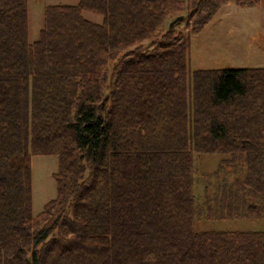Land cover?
<instances>
[{"label": "trees", "instance_id": "16d2710c", "mask_svg": "<svg viewBox=\"0 0 264 264\" xmlns=\"http://www.w3.org/2000/svg\"><path fill=\"white\" fill-rule=\"evenodd\" d=\"M259 1L47 5L30 43L27 0H0V264H264V231L195 229L264 217V67L190 71L169 26ZM196 154L238 160L213 199L197 200ZM32 155L58 159L36 215Z\"/></svg>", "mask_w": 264, "mask_h": 264}, {"label": "rangeland", "instance_id": "374dc122", "mask_svg": "<svg viewBox=\"0 0 264 264\" xmlns=\"http://www.w3.org/2000/svg\"><path fill=\"white\" fill-rule=\"evenodd\" d=\"M74 3L75 0H27L28 41L32 43L38 39L43 25L45 6ZM187 11L183 10L182 14L185 18L176 23L173 28L176 32L187 36L190 71L264 67V0L252 6H238L231 2L223 4L212 19L196 33L191 32L193 19L189 17ZM83 14L88 20L101 22L102 18L99 15L89 12ZM230 157L222 154L195 155L194 176L198 181L196 183L197 200L203 201L205 185L208 188L209 199L215 196L218 185L226 177L223 171L218 177L213 175L222 161L225 163V171L230 172L229 181H233L231 172L237 164L232 165L231 163L237 161L229 162ZM57 166L58 159L55 155H32L30 157L33 215L41 212L43 206L56 196L53 174ZM210 203L214 205L212 200ZM195 229L197 231H264V217L200 219L196 220Z\"/></svg>", "mask_w": 264, "mask_h": 264}, {"label": "bare ground", "instance_id": "6f19581e", "mask_svg": "<svg viewBox=\"0 0 264 264\" xmlns=\"http://www.w3.org/2000/svg\"><path fill=\"white\" fill-rule=\"evenodd\" d=\"M20 60V59H19ZM4 61H6V60H4ZM31 68V67H30ZM21 74V73H20ZM19 74V75H20ZM23 74V73H22ZM19 75H18V77H19ZM25 76V75H24ZM18 79V78H17ZM20 79V78H19ZM9 111V110H8ZM191 129V128H190ZM25 136V135H24ZM28 136V135H27ZM197 155V154H196ZM238 161V160H237ZM102 165V164H101ZM96 167V166H95ZM130 169H132L131 167H130ZM126 172V171H125ZM198 178V177H197ZM205 184V183H204ZM98 198H100V196L98 197ZM98 201V200H97ZM196 202H197V200H196ZM98 205V204H97ZM103 205V204H102ZM93 208V207H92ZM157 210V209H156ZM159 212V211H158ZM161 214V213H160ZM172 215V214H171ZM90 216V215H89ZM93 216V215H92ZM97 216V215H96ZM92 218V217H91ZM173 218V217H172ZM160 221V220H159ZM95 222V221H94ZM144 222V221H143ZM91 223V222H90ZM95 224V223H94ZM164 224V223H163ZM90 225V224H89ZM98 225V224H97ZM167 225V224H166ZM142 226V225H141ZM164 227V226H163ZM93 228V227H92ZM166 229V228H165ZM142 230V229H141ZM214 231V230H213ZM149 234V233H148ZM141 235V234H140ZM145 235V234H144ZM143 236V235H142ZM143 241V240H142ZM153 241V240H152ZM132 242V241H131ZM189 242V241H188ZM214 243V242H213ZM132 244V243H131ZM212 246V245H211ZM210 246V247H211ZM129 247V246H128ZM144 247V246H143ZM145 247H147V246H145ZM131 248V247H130ZM187 250V249H186ZM181 251V250H180ZM206 251V250H205ZM203 253V252H202ZM206 253V252H205ZM204 254V253H203ZM186 259V258H185ZM189 259V258H188ZM187 259V260H188ZM191 259V258H190ZM195 262H197V261H195ZM198 263V262H197ZM168 264V263H167ZM195 264V263H194Z\"/></svg>", "mask_w": 264, "mask_h": 264}, {"label": "water", "instance_id": "95a60500", "mask_svg": "<svg viewBox=\"0 0 264 264\" xmlns=\"http://www.w3.org/2000/svg\"><path fill=\"white\" fill-rule=\"evenodd\" d=\"M182 19H183V16H182V15L175 17V18L170 22L169 26H170V27L173 26L175 23L181 21Z\"/></svg>", "mask_w": 264, "mask_h": 264}]
</instances>
